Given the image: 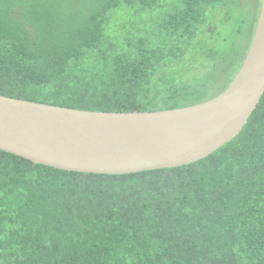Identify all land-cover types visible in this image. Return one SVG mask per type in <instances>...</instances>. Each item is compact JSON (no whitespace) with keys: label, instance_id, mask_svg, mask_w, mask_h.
Segmentation results:
<instances>
[{"label":"trees","instance_id":"1","mask_svg":"<svg viewBox=\"0 0 264 264\" xmlns=\"http://www.w3.org/2000/svg\"><path fill=\"white\" fill-rule=\"evenodd\" d=\"M224 1L0 0V94L106 112L207 101L244 62L230 74L201 41ZM0 264H264V95L179 167L96 174L0 149Z\"/></svg>","mask_w":264,"mask_h":264},{"label":"water","instance_id":"2","mask_svg":"<svg viewBox=\"0 0 264 264\" xmlns=\"http://www.w3.org/2000/svg\"><path fill=\"white\" fill-rule=\"evenodd\" d=\"M264 95V0L244 62L221 94L167 110H82L0 94V149L55 168L130 174L206 158L233 139Z\"/></svg>","mask_w":264,"mask_h":264},{"label":"rangeland","instance_id":"3","mask_svg":"<svg viewBox=\"0 0 264 264\" xmlns=\"http://www.w3.org/2000/svg\"><path fill=\"white\" fill-rule=\"evenodd\" d=\"M262 1L225 0L226 6L223 9L211 12V20L207 23L208 33L201 41L209 39L207 43H211L209 47H214V54L218 61L221 59L222 52L229 54L235 60L234 66L230 68V74L235 75V69L242 64L249 51L257 28ZM210 65L213 66L214 62H210ZM228 78L226 76L218 81L212 88L213 92L222 90Z\"/></svg>","mask_w":264,"mask_h":264}]
</instances>
